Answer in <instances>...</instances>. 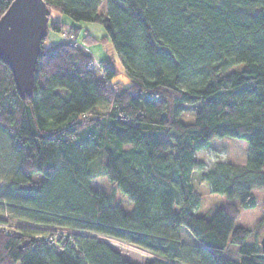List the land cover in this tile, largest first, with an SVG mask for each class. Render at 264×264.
Listing matches in <instances>:
<instances>
[{
    "label": "trees",
    "instance_id": "obj_1",
    "mask_svg": "<svg viewBox=\"0 0 264 264\" xmlns=\"http://www.w3.org/2000/svg\"><path fill=\"white\" fill-rule=\"evenodd\" d=\"M11 1L0 0V16ZM44 1L48 32L30 96L0 60V134L13 153L0 221L22 222L0 228V264H264L252 230L235 224L238 207L198 214L191 181L197 151L231 136L247 141L245 163L217 162L201 178L242 208L264 189V0H105V15L102 0ZM89 23L102 28L129 83L109 87L107 62L106 81L96 79L83 46L97 40L80 28ZM50 31L59 40L45 44ZM183 104L197 105L192 122L178 118ZM96 158L131 211L91 188ZM183 227L192 240L180 238ZM99 236L151 256L136 263Z\"/></svg>",
    "mask_w": 264,
    "mask_h": 264
},
{
    "label": "rangeland",
    "instance_id": "obj_2",
    "mask_svg": "<svg viewBox=\"0 0 264 264\" xmlns=\"http://www.w3.org/2000/svg\"><path fill=\"white\" fill-rule=\"evenodd\" d=\"M105 10L106 1L102 0L100 5L98 6V12L105 15ZM56 14L58 13L52 11L50 18L54 20ZM69 23V20L64 21V24H66V28L70 25ZM85 25L86 26L80 28H83L87 33L91 34V36L97 40V42H90L89 44L85 43L83 46V49L87 51L92 57L94 63V76L96 77V79L102 80L103 82L106 81L101 73L100 67L102 63L107 62L115 70V77L111 81L105 82L109 87L111 86L112 88H117V86L120 84L122 85L129 83V79L124 74L122 66L117 60L111 44L104 39L105 34L102 28L99 27L93 29L92 26L95 27L96 25L92 23ZM66 28L63 27L62 30L64 31V33L68 34ZM52 35H58V33L50 31L48 34V38L44 41L45 44H49L50 36ZM73 39L75 38L73 37ZM87 39L89 40V38ZM239 68L240 66L235 67V69ZM107 105L109 106V104ZM196 106L197 105L183 104L178 118L183 122H192L194 113L196 111ZM104 109L105 107L101 106L97 108V111H104ZM248 149V143L244 139H239L231 136L214 138L211 141L209 147L197 151V164L191 173V181L194 189L201 196V203L197 207L196 211L198 214L203 213L211 216L213 211L222 204L226 202L233 203L239 209V216L235 224L250 228L252 230V234L248 241L253 242L257 240V243L259 244V239L264 233V189H255L253 191L256 203L254 207L242 208L239 206L238 202L235 199H226V197L221 194L211 193L208 185L201 178V174L204 171L211 169L217 162H232L238 165H243L245 163ZM12 165L13 153L9 146L8 140L4 135L0 134V187L5 178L9 176ZM92 170L95 176L90 181L91 188L98 189L109 194L112 199L120 204V206L125 211H131L133 208L132 201H130L123 193H121L115 187V185L107 179L105 174L102 173L101 158H96L92 162ZM8 222L11 225L10 227L18 226L17 221L9 220ZM37 228L41 227L37 226ZM183 229L188 233L190 237H192L187 228L183 227ZM188 235H185L183 230L180 232V238L185 242L190 240V237ZM100 238L105 239L111 245H113L114 248L121 252L123 257L136 263H143L147 258L151 256L149 253L125 242L108 237ZM234 249V246H228L227 252L230 253L229 256H235Z\"/></svg>",
    "mask_w": 264,
    "mask_h": 264
},
{
    "label": "water",
    "instance_id": "obj_3",
    "mask_svg": "<svg viewBox=\"0 0 264 264\" xmlns=\"http://www.w3.org/2000/svg\"><path fill=\"white\" fill-rule=\"evenodd\" d=\"M44 0H12L0 16V60L10 68L21 96L32 94L35 65L48 32ZM264 253V233L259 239Z\"/></svg>",
    "mask_w": 264,
    "mask_h": 264
},
{
    "label": "built area",
    "instance_id": "obj_4",
    "mask_svg": "<svg viewBox=\"0 0 264 264\" xmlns=\"http://www.w3.org/2000/svg\"><path fill=\"white\" fill-rule=\"evenodd\" d=\"M63 36H65L67 39H73L72 38V35H69V36H66L65 33H63ZM1 218H6V216H0ZM7 220H11V219H8ZM13 221H17V220H13ZM18 223V226L22 224V222L20 221H17ZM11 225L9 223H6V222H1L0 221V228H4L5 230H7ZM11 228V227H10ZM48 229H51L53 230L54 232L60 234V235H69L70 232L67 230V229H64V228H54V227H48Z\"/></svg>",
    "mask_w": 264,
    "mask_h": 264
},
{
    "label": "crops",
    "instance_id": "obj_5",
    "mask_svg": "<svg viewBox=\"0 0 264 264\" xmlns=\"http://www.w3.org/2000/svg\"><path fill=\"white\" fill-rule=\"evenodd\" d=\"M64 18H65V17H64L63 15H60V14H56L55 17H54V19L59 20V21H63V22H64V21H68L67 18H66V19H64ZM96 26H97V25H96ZM96 26H95V27L92 26L93 29H95V28H99L98 26H97V27H96ZM98 30H99V29H98ZM47 38H48V37H47ZM47 38H46V39H47ZM58 40H59V38H58L56 35H54V36L52 35V36H50V42H49V44H50V43H53V42H56V41H58ZM183 231H184V230H183ZM184 234H185V235H188V234L186 233V231H184ZM188 236H189V235H188ZM189 237H190V236H189ZM190 240H192L191 237H190Z\"/></svg>",
    "mask_w": 264,
    "mask_h": 264
}]
</instances>
